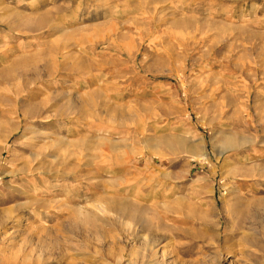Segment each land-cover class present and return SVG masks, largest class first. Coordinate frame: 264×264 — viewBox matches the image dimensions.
Listing matches in <instances>:
<instances>
[{"label": "rangeland", "instance_id": "rangeland-1", "mask_svg": "<svg viewBox=\"0 0 264 264\" xmlns=\"http://www.w3.org/2000/svg\"><path fill=\"white\" fill-rule=\"evenodd\" d=\"M0 264H264V0H0Z\"/></svg>", "mask_w": 264, "mask_h": 264}, {"label": "bare ground", "instance_id": "bare-ground-1", "mask_svg": "<svg viewBox=\"0 0 264 264\" xmlns=\"http://www.w3.org/2000/svg\"><path fill=\"white\" fill-rule=\"evenodd\" d=\"M24 24V23H23ZM27 25V24H26ZM23 26V25H22ZM21 27V26H20ZM24 27V26H23ZM13 29V28H12ZM9 30L11 31V28H9ZM18 31H20V30H18Z\"/></svg>", "mask_w": 264, "mask_h": 264}]
</instances>
